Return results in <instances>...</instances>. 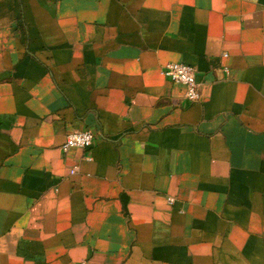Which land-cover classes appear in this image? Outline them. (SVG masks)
<instances>
[{"label":"crops","instance_id":"crops-1","mask_svg":"<svg viewBox=\"0 0 264 264\" xmlns=\"http://www.w3.org/2000/svg\"><path fill=\"white\" fill-rule=\"evenodd\" d=\"M0 264H264V0H0Z\"/></svg>","mask_w":264,"mask_h":264},{"label":"built area","instance_id":"built-area-1","mask_svg":"<svg viewBox=\"0 0 264 264\" xmlns=\"http://www.w3.org/2000/svg\"><path fill=\"white\" fill-rule=\"evenodd\" d=\"M161 72L170 80L183 85L186 100L193 102L198 99V83L195 80L196 69L192 65L184 62L168 61L162 65ZM93 138L94 134L90 129L71 130L66 133L61 150L65 152L71 147L87 148L92 144ZM73 171L74 168L70 170V172Z\"/></svg>","mask_w":264,"mask_h":264}]
</instances>
